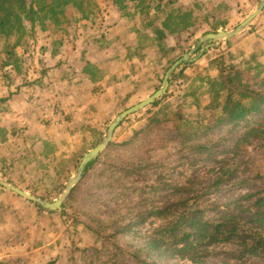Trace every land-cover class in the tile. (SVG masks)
Wrapping results in <instances>:
<instances>
[{
	"label": "rangeland",
	"instance_id": "rangeland-1",
	"mask_svg": "<svg viewBox=\"0 0 264 264\" xmlns=\"http://www.w3.org/2000/svg\"><path fill=\"white\" fill-rule=\"evenodd\" d=\"M167 1L85 0L84 11L73 6L68 10V6L57 11L56 19L50 15L40 19L33 30L29 28L8 66H3L6 53H0L2 180L35 197L58 200L84 156L104 142L115 118L152 96L162 87L169 68L196 48L203 36L214 32L204 24L203 0H177L170 5ZM254 10H220L214 18L218 31L234 30ZM123 18L129 30L142 29L139 35L143 38L139 39L144 46L148 35L158 39L155 26L168 25L166 43L154 42L158 44L156 50L147 53L133 45L123 52L137 59L140 66L141 59L152 57L160 64L154 67L158 73L153 77L135 69L131 79L124 73L130 69L128 65L120 68L116 80L111 77L105 82L110 93L94 96L88 77L82 75L88 46L104 38L109 27ZM56 20L62 24L57 26ZM135 22L143 28L137 29ZM14 42L12 39L9 45ZM162 44L172 49L167 51ZM206 51L201 55L198 48L191 55L194 61L189 65H193L183 71L159 107L149 106L131 115L116 130L111 145L75 187L64 209L38 218V229L33 225L25 228L29 244L40 242L43 248L29 257H16L11 264H136V250H147L156 228L168 222L157 217L142 219L153 210L177 206L185 200L193 210L202 211V221L216 222L228 210L239 214L235 208L240 206L245 212L239 214L241 219L249 220L246 210L264 197V111L189 141L175 128L173 113L184 103L183 113L193 122L199 119L198 114L201 119L208 115L206 108L214 97L207 94L208 81L218 76L215 67L221 61L244 70L253 87L264 88V11L243 32ZM196 100L200 110L191 106ZM154 116L159 123H151ZM203 144L209 146L208 151L195 149ZM244 180H249L244 187L229 186ZM32 219L33 214V223ZM127 225L129 233L114 237ZM251 226L238 228L229 242L193 238L195 247L184 255H172V247H163L151 252L150 262L264 264L263 253L249 250L255 236Z\"/></svg>",
	"mask_w": 264,
	"mask_h": 264
},
{
	"label": "trees",
	"instance_id": "trees-1",
	"mask_svg": "<svg viewBox=\"0 0 264 264\" xmlns=\"http://www.w3.org/2000/svg\"><path fill=\"white\" fill-rule=\"evenodd\" d=\"M162 1L164 0H161V3ZM174 1L178 2L177 0H168L167 4L170 5ZM84 4L85 0H0V53L4 56L5 53L7 55L3 66L9 65L10 58L13 57L16 49L23 45V39L25 38L27 30H29V28L33 30L38 21L50 17V15L54 19L58 14L57 11L68 6V10L73 6L78 10L84 11ZM43 13H45V16H42ZM188 13L192 14V11ZM56 21L57 26L62 24L59 23L58 20ZM165 25L168 26L167 24ZM165 25L163 24L160 27L155 26L154 33L158 36L159 41H163V39L167 37ZM208 25L210 26V31L216 32L219 29L217 26L218 23L211 24L209 22ZM170 31L174 32L175 30ZM12 39H15V42L9 45ZM206 52L207 51L204 53ZM216 62L217 60L212 61L211 65L214 66ZM191 65L186 63L180 70L173 73L169 89L173 87L174 84L176 85L177 80L182 78V74H184L183 71ZM216 66L215 70L218 72V76L208 81L210 87L207 94L214 95L213 100L211 99V103L206 108L208 115L201 119L198 114L197 118L199 119L197 122H193L189 118H186L183 113L182 108L186 106L184 103L179 104L177 106L179 110L173 113L175 121H177L175 122V128L186 141L206 136L215 128L236 125L247 119L248 116L264 111V88L262 86L253 87L254 85L244 76V70H238L233 66L228 67L225 62L222 61ZM168 91L151 107H159L161 102L170 96ZM191 106L200 110L199 100L195 101V106H193V103ZM156 122L159 123L160 119L157 116L152 117L151 123L154 124ZM195 149L208 151L209 146L203 144ZM95 162L96 160L87 167L85 174L91 169ZM223 183L224 180H221L220 184L223 185ZM248 183L249 180H244L229 186L232 189L241 188ZM209 189L210 187L205 190V193L209 192ZM245 197H251V194H246ZM34 205L39 210L48 211L38 204ZM263 205L264 197L258 199L254 205L246 210L248 213L246 216L249 218L248 221L241 219L239 214L245 212L241 210L243 207L240 206L235 208L236 210L239 209V214H236L235 210H228L221 214L216 222L212 223L209 221H202V211L193 210V208L189 206V200L179 202L177 206L168 207L163 210H153L151 214L142 219V222L148 217H157L162 221L168 222L156 228L154 238L152 241H149L145 247L147 250L144 248L136 250V255L134 254L136 264H156L155 262H150L151 252L157 253L163 247H165L166 250L172 247V255H184L187 250L195 247L193 238L197 241L210 238L218 242H229L238 234V228H249L247 227L248 224L252 225L250 227L252 228L251 233L255 235L253 237L254 243L250 246L249 250L252 253L258 251L264 254V211L261 210ZM65 207L64 205L63 209ZM48 212L55 213L51 211ZM196 217H199L198 220ZM127 227L128 225L124 228H119L113 234L114 237L129 233L131 229ZM224 228L229 229L225 230ZM183 229H190V232L183 231ZM93 232L100 235V232L97 230H93ZM220 236H222V238H219ZM144 256L146 258H143Z\"/></svg>",
	"mask_w": 264,
	"mask_h": 264
},
{
	"label": "crops",
	"instance_id": "crops-1",
	"mask_svg": "<svg viewBox=\"0 0 264 264\" xmlns=\"http://www.w3.org/2000/svg\"><path fill=\"white\" fill-rule=\"evenodd\" d=\"M252 1V2H250ZM259 0H203V11L205 12V25L216 23L214 18L216 14L222 9H249L256 8V4ZM256 3V4H255ZM250 4V5H249ZM236 7H234V6ZM129 24L123 19L116 22L109 27V32L104 36V38H95L100 39L97 42L91 43L88 46V62L82 69V75L88 77L87 82L89 87H91L92 94L94 96L106 95L105 92L110 93L111 91L106 86V81L116 80L117 75L120 72V68L125 69L128 65L129 70L126 69V73L131 79H134L133 71L140 69L144 73H152L153 77L156 72L154 67L159 68L160 64L155 61L152 57H146L144 60L141 59L142 65L140 66L137 63V59H133L132 56L127 57L124 55V51L131 49L134 46H140V49H144L147 53H150L152 50L157 49V45L154 42H160L156 36L148 35V43L144 46L143 42L139 39L142 35H139L141 30L131 31L129 30ZM134 26H137L139 29L143 28L139 26L136 22ZM126 34L124 31H126ZM125 35H124V34ZM156 35V33H155ZM143 38V37H142ZM167 38V37H166ZM168 40V39H167ZM141 41V42H140ZM166 43V39H163ZM163 41L161 43H163ZM259 41V40H258ZM114 45L120 46V48L115 47ZM164 48L168 51L171 50L172 46H165ZM117 48V49H115ZM154 48V49H153ZM151 59V60H150ZM153 59V60H152ZM88 74V75H87ZM94 75V76H92ZM98 76L97 78H95ZM97 81L98 83H95ZM104 88V89H102ZM118 90H115L117 92ZM1 187V186H0ZM2 188V187H1ZM0 188V264H11L16 257H21L27 255L31 256L33 253H38L42 250L43 246L40 242H35L34 245L29 244V239L25 234V228H37L36 220L38 218H47L49 213L47 211L39 210L33 202L28 201L26 204L24 201L25 198L18 196L16 193L7 190L5 188ZM27 205L28 209H25ZM27 211V212H26ZM33 214L34 219L33 223L31 222V215ZM27 217V219H26ZM46 220V219H45ZM41 221V220H40ZM42 226V225H41ZM39 226V229L41 228ZM38 229V228H37ZM23 237L22 238L20 237ZM19 241V242H17Z\"/></svg>",
	"mask_w": 264,
	"mask_h": 264
},
{
	"label": "water",
	"instance_id": "water-1",
	"mask_svg": "<svg viewBox=\"0 0 264 264\" xmlns=\"http://www.w3.org/2000/svg\"><path fill=\"white\" fill-rule=\"evenodd\" d=\"M264 11V0H261L260 3L257 5L255 10L234 30L232 31H225L221 30L218 32H211L203 36L197 47L193 48L189 53L185 54L181 59L176 61L166 72L162 87L159 88L152 96L149 98L141 101L140 103L136 104L135 106H132L131 108L123 111L121 114H119L113 123L109 126L107 135L105 137V140L103 143L96 146L93 150L88 152L84 158L82 159L77 173L70 177L66 191L64 194L56 201L49 202L45 199L35 197L28 192L24 191L23 189L17 187L14 184H11L9 182H6L0 178V186L2 188H5L7 190H10L14 193H16L18 196L27 199L30 202H33L35 204H38L45 210L56 212L63 208L65 202L67 201L68 197L71 195L75 187L80 183V181L83 179L87 167L95 161L101 153H103L107 147L111 144L114 138V134L116 130L125 122V120L130 117L131 115H134L145 108L152 106L155 104L160 98H162L168 91L170 85H171V77L173 73L182 65L186 63L193 62L194 59H191V55L198 49L201 48V55L204 54V52L209 49L214 44H217L221 41L233 38L243 32L246 28H248L253 21Z\"/></svg>",
	"mask_w": 264,
	"mask_h": 264
}]
</instances>
